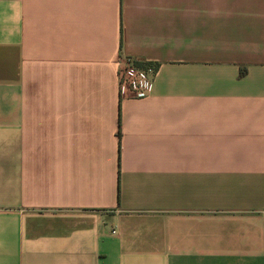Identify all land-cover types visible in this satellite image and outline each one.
<instances>
[{"label": "crops", "instance_id": "crops-1", "mask_svg": "<svg viewBox=\"0 0 264 264\" xmlns=\"http://www.w3.org/2000/svg\"><path fill=\"white\" fill-rule=\"evenodd\" d=\"M0 264H264V0H0Z\"/></svg>", "mask_w": 264, "mask_h": 264}, {"label": "built area", "instance_id": "built-area-1", "mask_svg": "<svg viewBox=\"0 0 264 264\" xmlns=\"http://www.w3.org/2000/svg\"><path fill=\"white\" fill-rule=\"evenodd\" d=\"M139 63L141 62L128 57H120L117 60V76L122 96L144 97L157 76L158 69L155 65L143 63L148 65L142 67Z\"/></svg>", "mask_w": 264, "mask_h": 264}, {"label": "trees", "instance_id": "trees-1", "mask_svg": "<svg viewBox=\"0 0 264 264\" xmlns=\"http://www.w3.org/2000/svg\"><path fill=\"white\" fill-rule=\"evenodd\" d=\"M140 66L146 67L148 64L139 63Z\"/></svg>", "mask_w": 264, "mask_h": 264}]
</instances>
